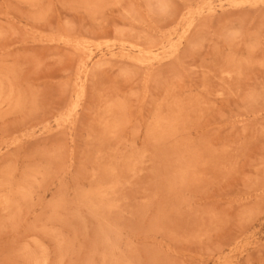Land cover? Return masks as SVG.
I'll use <instances>...</instances> for the list:
<instances>
[{"label": "rangeland", "instance_id": "rangeland-1", "mask_svg": "<svg viewBox=\"0 0 264 264\" xmlns=\"http://www.w3.org/2000/svg\"><path fill=\"white\" fill-rule=\"evenodd\" d=\"M0 264H264V0H0Z\"/></svg>", "mask_w": 264, "mask_h": 264}]
</instances>
